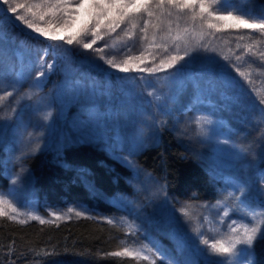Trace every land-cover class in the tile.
<instances>
[{
	"label": "rangeland",
	"instance_id": "obj_1",
	"mask_svg": "<svg viewBox=\"0 0 264 264\" xmlns=\"http://www.w3.org/2000/svg\"><path fill=\"white\" fill-rule=\"evenodd\" d=\"M239 5L245 7L246 4L240 1ZM246 9L253 12L252 9ZM9 15L11 16L10 13ZM43 23L42 21L41 24ZM104 31L101 30L102 34ZM28 32L31 34L30 30ZM89 52L93 54H88ZM14 53L19 63H22L23 51L17 47ZM82 53H84L85 62L92 67L87 68L80 63L74 67L68 61L69 59L64 60L67 65H63L60 77L48 92L43 91V86L40 89L32 86L33 89L28 90V95H35L36 101L41 98L44 100L43 105L32 115L31 126L17 130L11 121L0 120V148L5 152L3 167L10 181L9 188L0 191V194L7 195L9 190L15 188L19 203L15 200L13 203H16L20 211L35 212L45 220L54 219L50 216L52 212L67 213L68 208H75L78 211H85L88 216L107 222V217L94 216L83 206L50 208L42 211L32 176L22 162L37 142L41 145L40 151L60 152L71 143L88 141L105 150L113 159L126 166L132 174L130 183L135 191L132 197L108 195L103 197L122 211L120 218L111 219L133 234H142L144 243L135 247L122 242L117 246L116 251H122L124 247L130 250L144 249L142 256L128 258L144 259V256H147V260L159 259L166 264H206V258L199 256L196 252L197 248L204 247L199 240L207 238L211 241L218 238L222 228L218 221L221 219L227 224L235 212L251 216L253 210L241 208L239 204L237 209H233L223 203L192 204L177 201L167 194L161 182L138 167L136 156L154 143V130L162 122L170 124L169 119L161 114V108L165 109L167 105L169 111L177 114L181 121L180 127L189 130L188 133L195 144L188 149V142L184 143L188 155L196 158L209 170L215 181L223 182L230 190L229 193L236 196L240 193L236 192L235 183L247 180L255 199L256 218L264 221V215L261 214L264 209L259 207L260 190L264 188V178H262L264 175L258 166L259 152L261 153L259 142L261 130L253 126V116L251 129L244 126L236 127V122L250 125L251 121L246 114L240 117L235 115L234 110H237L235 106L225 105L223 109L214 106L217 104L214 96L221 95L217 89L221 88L217 81L209 83V79L196 77L192 73L187 76L167 77L168 73H173L171 69L162 74L158 73L156 76L144 73L145 78L139 81L133 76L141 72L135 70L129 73H118L112 70V75L108 76L95 68L96 64H101L103 61H91L92 57L98 56H95L97 52L80 50L79 54ZM98 54L104 55L105 60L113 58V55L107 56L102 52ZM75 55L72 56L75 58ZM127 58L115 55V62L121 63ZM104 67L107 68V65ZM140 67H149V65L145 62ZM192 67H197V64ZM20 74L21 72L18 76ZM113 76L128 77V79H117ZM149 93L152 94L149 95ZM197 98L203 99L205 103L197 104ZM208 101L212 102V106H209ZM49 111L52 112V117L46 121L44 116ZM200 115L211 116L214 121L210 126L209 139L195 136L196 129L193 121ZM28 132L33 133L31 139H25ZM225 140L228 144L224 143ZM140 142L144 143V148L137 149L134 155H130L134 143ZM122 158L130 161V166L123 163ZM79 174L85 187L94 193H99L86 171L81 170ZM13 180H16L14 185ZM25 202L28 206L21 207ZM221 207L229 211L228 218H224L222 212L219 216L216 215ZM181 209H187L191 213V218L184 217ZM79 218L85 217L66 215L64 219L57 220L55 223ZM30 222L39 223L31 220L28 223ZM197 230L200 235L196 234ZM149 240L155 241L156 247L150 244ZM180 241H184L183 247L178 246ZM155 251H159L161 256H154ZM164 257H167V260ZM252 259L254 260V254Z\"/></svg>",
	"mask_w": 264,
	"mask_h": 264
},
{
	"label": "trees",
	"instance_id": "obj_2",
	"mask_svg": "<svg viewBox=\"0 0 264 264\" xmlns=\"http://www.w3.org/2000/svg\"><path fill=\"white\" fill-rule=\"evenodd\" d=\"M240 1H244L245 7L252 9L257 14L264 12V0H234L238 5ZM8 16L10 15L8 14ZM117 33L107 35L103 40H98L94 49L103 48L102 53L111 57L112 55L135 57L143 54L147 57L145 62L149 66L158 65L160 54L155 47L148 48L145 45L141 49V46L136 44L131 52L122 54L121 50L125 44L131 43L136 38L135 36H126L120 30H117ZM4 34V38L0 40V77H3L4 84V88L0 89V95L10 90L9 85L19 78L18 73H23L24 77L18 86L16 95L3 101L4 110L0 111V116H5L7 113L11 116L13 115L12 108L19 110L22 104H34L36 102L35 95H33L32 101H28L27 96L28 90L34 85L35 72L39 70L38 66L34 68L32 65L39 54V50L43 49L45 44L44 38H34L28 31H25V27L18 21L10 22L7 18L4 23ZM195 39L201 42L207 41L210 47L217 49L218 54L230 58L228 63L237 64L241 71L246 73L248 79L244 81L243 92L217 88L220 93L237 97V103L225 101L220 95L214 96V100L217 101L214 106L223 109L225 105H232L237 109L234 110L235 115L240 117L246 114L250 121L251 117H254L253 126L261 130V138L259 139L261 153L259 152L260 163L258 166L264 175V114L261 113V106L258 103L264 99V64L247 53L244 45L248 41H240L235 30H224L214 33L210 37L196 36ZM237 44L240 45L239 48ZM17 47L24 54L22 63H19L14 53V49ZM262 48H264V44H257L254 51L258 52ZM98 53L100 52H97L95 56H101ZM88 54L93 53L89 52ZM180 54L183 55L182 50ZM208 55H212V53H208ZM237 55L241 56L239 61L236 60ZM52 56L53 53L50 50L45 63L52 62ZM102 56L104 57V55ZM154 56L155 59H153ZM73 58L70 53L68 61L74 67L77 66V63L83 64L87 68L92 67L85 62L84 53L79 54L77 52ZM64 60L58 57L52 74L47 76L44 81V92H48L49 88L60 77V70L63 65H67ZM75 60L77 62H74ZM170 71L175 73V69ZM189 73L196 77L209 79V83L210 81H217L219 84L220 73L218 69L214 76L209 77L203 72V65L197 63V67H191L180 75L187 76ZM229 75L243 79L239 77L238 73H235L234 69ZM141 76H144V73L135 74L133 77L139 81ZM248 90H251V96L248 95ZM161 114L169 119L170 124L162 122L154 130V143L140 151L136 156L138 167L161 182L167 194L177 201L192 204H214L219 201V203L237 209L238 202L234 198L236 195L230 197L228 195L230 190L223 182L215 181L209 170L196 158L188 155L184 143L187 144L188 142V149H191L189 146H195V144L188 133L189 130L180 127L181 121L177 114L169 111L167 105L165 109L161 108ZM251 125L252 121L250 125L236 122V127L244 126L251 129ZM4 155V150L0 148V191L8 189L10 186V181L6 177L3 167ZM22 162L32 176L42 211L50 208L83 206L94 216L101 215L118 219L121 217L122 211L109 203L103 195L132 197L135 194L134 187L130 183L131 171L113 159L105 150L93 145V143H86L85 140L71 143L60 152L46 150L29 154ZM81 170L89 174L94 188L101 195L85 187L80 179L79 172ZM122 242L136 247L143 245L144 238L142 234H133L124 226L116 223L114 225L108 224L106 221H101L95 217L43 225L37 222L19 225L7 218H0V264H166L159 259L150 261L109 255V253L116 251L117 246ZM253 254L254 264H264V236L255 241Z\"/></svg>",
	"mask_w": 264,
	"mask_h": 264
},
{
	"label": "snow or ice",
	"instance_id": "obj_3",
	"mask_svg": "<svg viewBox=\"0 0 264 264\" xmlns=\"http://www.w3.org/2000/svg\"><path fill=\"white\" fill-rule=\"evenodd\" d=\"M9 13L11 16H8ZM6 18L10 22L18 21L25 27L26 32L31 31L34 38H44L45 47L39 50L32 65L34 68L37 66L39 68L35 72L33 85L37 89H40L47 76L52 74L58 57L61 60L68 59L70 53L75 55L80 50L102 52L103 48L94 49V45L107 35L118 34L117 30L126 36L136 38L131 43L125 44L121 50L122 54L131 52L136 44H139L141 49L147 45L148 48L155 47L159 50L160 59L158 65L141 68L140 65L147 60L143 54L135 57L129 55L121 63L115 62V55L107 60L103 56L92 57L91 61H103V64H96L95 68L108 76L112 75V70L118 73H129L135 70L156 76L168 69H175V73L167 74V77H174L201 63L203 72L209 77L214 76L217 69L219 70V87L243 92L244 81L248 79L246 73L241 71L237 64L228 63L230 58L218 54L217 49L210 47L207 41L201 42L195 39L196 36L210 37L214 33L228 29L235 30L240 41L247 40L248 43L244 45L247 53L264 64V48L259 49L258 52L254 51L257 44H264V12L255 14L238 5L234 0H0V40L5 35ZM42 21L43 24H41ZM102 29L105 30L103 34ZM237 47L239 48L240 45L237 44ZM50 50L53 53L52 62L45 63ZM181 50L183 55L180 54ZM240 59L241 56L237 55L236 60ZM104 65H107V68ZM232 69L243 79L230 76ZM144 78V76L140 77V79ZM23 79V73H21L19 78L9 85L10 90L0 95V111L4 110L3 101L16 95ZM117 79H128V77L117 76ZM3 88V77H0V89ZM221 95L223 100L237 103V97L226 93ZM248 95H252L251 90H248ZM252 98L255 99V97ZM32 99V94H29L27 100L32 101ZM43 103L44 100L41 98L35 104H22L19 110L11 109L13 115L0 116V120L11 121L17 130L22 127L27 128L32 125V115ZM196 103L203 105L205 101L197 98ZM258 103L261 106V113L264 114V99ZM208 104L212 106L211 101H208ZM51 117L52 112L49 111L44 116V120L48 121ZM196 118L194 119L196 123L207 124L208 118H211L210 126L214 123L211 116L201 115L199 120ZM32 137L33 133L28 132L25 139ZM224 143L228 144V141L225 140ZM143 148V142L134 143L130 155H134L137 149ZM40 149L41 145L37 142L30 149L29 154ZM122 162L130 166V161L127 159L122 158ZM15 183L16 180H13L12 184ZM235 188L240 195L235 197L233 193L228 195L234 197L241 208L252 209L253 214L248 216L235 212L227 224L223 219L218 221L222 226L218 238L211 241L207 238L199 240L204 247L197 248L196 252L199 256L206 258V264H254L252 246L258 236H264V221L257 220L254 213L255 199L249 182L243 180L242 183H235ZM14 200L19 203L15 188L9 190L7 195L0 194V218H7L19 225H27L30 220L38 221L41 225L55 223L57 220L64 219L66 215L70 217L72 214L77 217L93 218L85 211L68 208L67 213L52 212L50 216L54 219L45 220L35 212L20 211L16 203H13ZM27 206V202L21 205V207ZM259 207L264 209V188L260 190ZM180 211L184 217L191 218V213L187 209ZM221 212L224 218L230 216L229 211L224 210L223 207L216 212V215L219 216ZM261 214L264 215V212ZM107 223L114 225L115 221L107 218ZM196 234L200 235L198 230ZM149 243L156 247L155 241L149 240ZM178 246L183 247L184 241H180ZM143 251L144 249L130 250L124 247L122 251H114L109 255L138 258L143 255ZM153 255L160 257L161 253L155 251ZM144 259L147 260L148 257L144 256ZM164 259L167 260V257Z\"/></svg>",
	"mask_w": 264,
	"mask_h": 264
},
{
	"label": "clouds",
	"instance_id": "obj_4",
	"mask_svg": "<svg viewBox=\"0 0 264 264\" xmlns=\"http://www.w3.org/2000/svg\"><path fill=\"white\" fill-rule=\"evenodd\" d=\"M51 112V111H50ZM201 116V115H200ZM200 116H197V120L200 119ZM195 124V136L203 138V139H209L211 135V118H208L207 124H201V123H196V121H193Z\"/></svg>",
	"mask_w": 264,
	"mask_h": 264
}]
</instances>
